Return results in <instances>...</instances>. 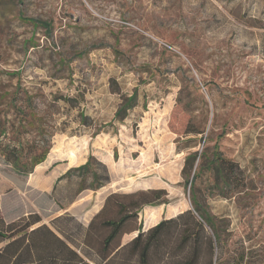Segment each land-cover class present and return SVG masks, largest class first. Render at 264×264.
Masks as SVG:
<instances>
[{"label": "rangeland", "instance_id": "obj_1", "mask_svg": "<svg viewBox=\"0 0 264 264\" xmlns=\"http://www.w3.org/2000/svg\"><path fill=\"white\" fill-rule=\"evenodd\" d=\"M19 84L36 96L54 136L28 176L0 156L7 221L38 212L50 224L69 212L87 224L113 191L166 188L169 204L139 213L152 226L192 206L186 155L205 153L197 167L217 147L239 164L244 187L214 186L209 172L198 180L223 224L227 262L245 248L247 264H264V0H0V95ZM134 91L138 106L115 123L117 132L94 136ZM189 124L200 133L185 135ZM186 145L196 146L179 151ZM90 155L106 164L111 182L77 196L78 178L57 179Z\"/></svg>", "mask_w": 264, "mask_h": 264}, {"label": "trees", "instance_id": "obj_2", "mask_svg": "<svg viewBox=\"0 0 264 264\" xmlns=\"http://www.w3.org/2000/svg\"><path fill=\"white\" fill-rule=\"evenodd\" d=\"M9 74L19 75L20 71ZM7 96L11 98L2 101ZM0 106H4L0 109V156L18 175L28 176L48 158L54 134L48 132L44 118L40 117L36 96L21 84L13 92L0 95ZM136 106L138 93L134 91L125 98L110 123L101 125L93 135L117 132L115 123H123L129 110ZM9 114L15 118H9ZM80 115L81 122L87 123L89 116L83 112ZM199 133L190 124L184 132L187 136ZM195 146H178V149L183 151ZM203 155L197 151L188 153L182 169L192 206L161 217L149 227L139 222V213L145 206L169 204L166 188L113 191L87 224L69 212L54 217L50 224L43 222L38 212L7 221L0 209V244L4 243L0 247V264H204L206 258L208 264H214L216 248L220 250V264H228L225 241H222L223 224L206 208L201 187L204 182L198 184V180L209 172L214 177V186L224 183L240 192L244 189L239 177L240 166L215 147L212 157H207L204 163L200 161L196 167L198 156ZM74 177L79 180L77 196L86 190L97 191L111 182L108 167L94 155L84 164L69 168L57 181ZM59 206L64 209L62 204ZM67 221L76 223V232L67 227ZM133 232L129 242L123 244L124 235ZM249 253L244 248L236 257H231L232 264H247Z\"/></svg>", "mask_w": 264, "mask_h": 264}]
</instances>
